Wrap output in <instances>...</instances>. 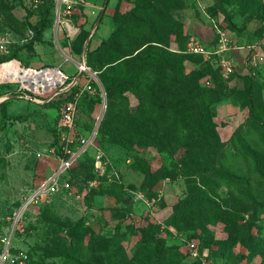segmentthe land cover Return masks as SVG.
Returning <instances> with one entry per match:
<instances>
[{
    "label": "rangeland",
    "instance_id": "1",
    "mask_svg": "<svg viewBox=\"0 0 264 264\" xmlns=\"http://www.w3.org/2000/svg\"><path fill=\"white\" fill-rule=\"evenodd\" d=\"M95 1L106 8L100 23H91L90 34L95 33L89 45L90 35L85 38L81 27L87 23L86 3ZM218 2L232 21L244 25L247 14L226 0H74L58 29L55 12L48 45L36 53L22 46L33 36L31 24L38 10H30L31 0H0V35H8L15 49L23 48L22 62L69 75L51 90H32V100L22 92L8 106H0V264H26L30 255L64 264L63 256L72 254L80 241L90 246L89 257L80 258L85 264L158 262L160 256L145 248H155L159 241L189 252L188 263L200 259L190 249L195 242L200 255L207 254V264H264V178L241 151L243 136L254 150H264L263 129L250 117L247 98L253 84L264 104V30L258 19L245 23L242 33L230 30ZM124 15L144 21L88 54ZM55 31L69 58L57 46ZM192 38L207 52L189 51L187 41ZM146 52L155 60L157 53L161 57L142 68L139 57ZM76 61L103 76L130 73L131 89L113 85L103 94L97 80ZM165 78L168 84L157 98L174 113L169 116L173 119L140 135L130 129L129 147L116 142L114 134L97 131L85 151L60 172L81 149L77 141L66 145L61 127L60 107L72 100V87L79 89L76 137H91L103 107L101 121L108 114L116 125L129 122L146 99L147 88ZM182 96L189 98L191 112L173 104ZM202 107L217 111L210 127L195 120ZM175 120L179 125L173 130ZM203 135L213 139L202 141ZM100 154L102 166L97 168ZM138 159L147 162L140 170L133 167ZM230 171L245 176L250 187L217 188L220 175ZM53 177L57 191L30 200ZM93 232L102 238L91 240ZM110 234L124 236L112 239Z\"/></svg>",
    "mask_w": 264,
    "mask_h": 264
},
{
    "label": "trees",
    "instance_id": "2",
    "mask_svg": "<svg viewBox=\"0 0 264 264\" xmlns=\"http://www.w3.org/2000/svg\"><path fill=\"white\" fill-rule=\"evenodd\" d=\"M226 2L229 3H235L242 11V13L247 14L246 17V24L247 22H250L254 19H258L262 23V28L264 30V1L263 0H226ZM220 6V11L225 14L227 17V20L230 25V30L234 32L242 33L246 29V24L242 26H238L234 21H232L231 13L226 8V6L222 2H218ZM55 3L54 0H46L43 4H41L38 8L33 9V7H30L31 11L38 10L39 17L36 20V22L31 24L32 30H33V36L31 37L30 41L22 47H31L33 49V46L37 42H45L44 36L45 31L47 29L53 28L54 22H55ZM32 14L29 12L28 15ZM98 18V16H97ZM129 17L127 15L123 16V19L120 21L119 25L112 29L109 36L107 38H104L101 40V42L96 46V48L89 50L88 54H94L110 43L114 41L117 37L121 35V33L129 32L132 27L135 24H138L140 19L136 18L134 19L131 17L129 20ZM97 20V19H96ZM60 25V24H59ZM141 25V24H140ZM85 24L81 27L82 32L84 31L85 38L90 35V30L85 29ZM92 40H90L89 45ZM189 41V40H188ZM187 41V42H188ZM15 49L13 44H10L9 52L6 54H0V62L9 60L11 58H18L21 59V50L23 48ZM160 54L157 53L156 60L152 57V55L148 54V52L144 53L139 57L141 67L145 68L147 65L154 64L159 61ZM98 77L101 81V83L104 86V89L106 93L108 94L109 91L114 87L113 85L121 86L124 90L131 89L130 84H132V81L130 78H132V75L130 73L125 74L124 76H116V75H107L103 76L98 74ZM168 79L165 78V81L151 86L147 88L146 90V99L139 104L135 112L131 115V120L129 122L120 121L116 125L115 119L109 118L108 114H105L103 117L100 127L98 129L99 134H109L110 136H113V134L117 137H115L116 142L119 144L124 145L125 147H129L131 144L127 140L130 129H133L137 135H140L139 133L143 130L145 131H153L154 126L156 124L160 123L161 121L164 123L165 120H171L173 118L169 117L170 115H174L164 103L160 102L157 98L158 91L164 87L167 86ZM99 84V83H98ZM13 83H5L2 84V86L6 89H3L0 91V98L4 96L5 94H12L14 97L16 95L21 94L20 92L17 93V88H12ZM133 89H136V81L133 80ZM11 87V88H10ZM101 88V87H100ZM72 93L74 94L72 97V100L75 99V94H78L79 89L77 87H72ZM102 90V89H101ZM248 103L250 108V117H252L257 123H260L263 129L262 137L263 145H264V104H261L256 96L254 85L251 84L248 91ZM14 98H7L3 101H0V106H8V103L10 100H13ZM71 100V101H72ZM68 103V102H67ZM66 104V103H65ZM63 104L60 107L61 108L65 105ZM174 105L182 106L186 113L191 112V103L189 101V98L186 96L179 97L176 101L173 102ZM78 107V106H77ZM217 115V111L210 107H202L197 112L195 116V120L197 123H199L202 126H211L213 118ZM179 125V122L177 120L172 123L173 130L175 127ZM62 127V126H61ZM62 129H64L62 127ZM113 129H117L119 132H114ZM172 137H178L174 133L171 134ZM215 136L214 138H216ZM181 139V138H180ZM202 141H210V136L203 135V138L201 137ZM243 140V144H241V151L245 158L251 159L255 163V172L260 175V177L264 178V150L262 152L254 150L246 140V137L243 136L241 138ZM184 140H179L180 143H182ZM85 151V150H84ZM147 163L146 160L138 159L136 162L133 163V167L137 170L141 169V164ZM220 182L218 183L217 188L226 186L231 187L232 185L235 186H247L250 187V181L243 175L237 173V172H228L226 174H222L219 177ZM112 239H116L117 236H124L123 234H110ZM100 238L101 236L95 234L93 232V238ZM193 237L197 238V235H193ZM102 238V237H101ZM87 244H84L83 242H77L76 246L72 249V254L64 255V264H85L84 262L80 261L81 257L88 258L90 255V250ZM122 247V246H121ZM200 249V247H199ZM145 250L150 254H157L160 256V260L158 262H149L144 261L141 259V264H202L201 255L200 259H197L194 261V263H188L186 259L188 258L189 252H183L179 246H168L166 247L162 241L158 242V245L155 248L146 247ZM200 253V252H199ZM140 255V252H139ZM264 255V254H263ZM29 257V255H28ZM208 258H206L207 260ZM264 262V260H263ZM207 263V262H206ZM26 264H58L56 262H45V261H38L36 258H34V255H30V258L26 261Z\"/></svg>",
    "mask_w": 264,
    "mask_h": 264
},
{
    "label": "built area",
    "instance_id": "3",
    "mask_svg": "<svg viewBox=\"0 0 264 264\" xmlns=\"http://www.w3.org/2000/svg\"><path fill=\"white\" fill-rule=\"evenodd\" d=\"M46 0H31V7L33 8H38L41 4H43ZM74 2V0H54L55 3V12L57 14V18L56 20L59 21L60 23H63L62 21V16L64 13V10L71 6L72 3ZM10 44H12V40L9 38L8 35L3 34L0 35V54H6L9 52V47ZM187 48L189 51L192 52H207L205 51V48L200 46V43L195 40V39H191L188 41L187 44ZM254 60H257V57L254 56L253 57ZM79 66H82L83 69L82 70H86L87 68H85V65H82L81 63L79 64ZM32 69L30 67L25 66L21 60H19L18 58H11L9 60L0 62V83L5 84V83H17L18 88L16 90L17 93H21L20 95L18 94V96H22V92L26 93V97H28V100H32V95L30 94V92L32 90H35L33 88V86L35 85V80L34 79H19V77H14L15 75L17 76H22L23 74L26 73L27 70ZM35 69V68H34ZM46 68H41L38 69L40 70H45ZM47 69H54L52 68H47ZM228 71H231V66H228ZM60 74L62 75V82L61 83H57L55 86L59 85V84H64L68 79L69 76L62 70H59ZM54 86V87H55ZM53 88V87H52ZM52 88L48 89L51 90ZM43 89V88H42ZM39 90V89H38ZM10 96V97H8ZM14 97L12 94H5L4 96H2L0 98V100L3 101V99H7V98H12ZM77 99L75 98L72 101H69L68 103H66L62 108H61V112H60V118H61V126L64 128V138L66 141V145L67 146H71L72 143H74V141H77L78 143V148L81 147V149L77 152H75L71 158L65 162L62 167L64 169H66L74 160L76 157V154L78 152H80L82 149H86L89 144H91V137H76V115H77V110H78V103H77ZM68 151L70 153H72V150L70 148H68ZM77 158V157H76ZM102 166V155L100 154L98 156L97 159V163H96V167L100 168ZM59 185L57 180L55 179V177H53L49 183H45L38 191L37 194H44V193H54L55 191H57ZM35 194V195H37ZM190 249L194 251L193 255L194 257H198L200 255L199 253V246L197 245V243L193 242L190 243ZM206 256L207 254H205V252L203 253V256H201L202 259V264H207L206 263Z\"/></svg>",
    "mask_w": 264,
    "mask_h": 264
},
{
    "label": "bare ground",
    "instance_id": "4",
    "mask_svg": "<svg viewBox=\"0 0 264 264\" xmlns=\"http://www.w3.org/2000/svg\"><path fill=\"white\" fill-rule=\"evenodd\" d=\"M66 26L68 27V29L71 32H77V28L75 29V27L72 26V24H70L68 21H65ZM59 31V30H58ZM59 41V39H58ZM67 58H69V55L65 52V54ZM82 65H84V63H81ZM78 65V64H77ZM85 68H87V66H84ZM79 68L82 70L83 67L79 66ZM59 68H54V69H45V70H38V69H29L26 71L25 74H23L22 76H14L19 77V79H34L35 80V85L33 86V88L35 90H38L40 88H43V90H48L52 87H54L57 83H61L62 82V75L59 72Z\"/></svg>",
    "mask_w": 264,
    "mask_h": 264
},
{
    "label": "crops",
    "instance_id": "5",
    "mask_svg": "<svg viewBox=\"0 0 264 264\" xmlns=\"http://www.w3.org/2000/svg\"><path fill=\"white\" fill-rule=\"evenodd\" d=\"M93 5V6H92ZM92 5H90V3L88 2V3H86V8H85V13H86V15H87V23L85 24V29H88V30H90L91 28H92V24H94V22H95V20L96 19H98L97 18V16L100 14V12L102 11V6L101 5H98V1H95ZM90 6V7H89ZM100 6V7H99ZM92 23V24H91ZM59 27V26H58ZM96 28H97V26H95ZM58 29V28H57ZM94 33H95V30L90 34V39L89 40H93V37H94ZM49 35H50V32H49V29H47L46 31H45V36H44V39H45V42H37V43H35L34 44V46H33V50H34V52H36V53H40L45 47H46V45H48V43H47V40H49ZM57 36H58V34H57V31H55V38L57 39ZM106 38V37H105ZM102 39H104V38H102ZM102 39H98V40H96L95 41V43L93 44V46L94 47H96L100 42H101V40ZM57 43L59 44V42H58V39H57ZM91 43H92V41H91ZM57 44V46L60 48V50L62 51V53L63 54H65V52L63 51V49H61V47H60V45H58ZM70 57V56H69ZM20 60V59H19ZM21 62H22V60H21ZM23 63V62H22ZM79 63H81V62H77L76 61V64H78L79 65ZM24 64V63H23ZM25 65V64H24ZM25 66H27V65H25ZM28 67V66H27ZM33 67V66H32ZM32 67H30V68H32ZM35 68V67H34ZM46 68H51V67H46ZM35 69H37V68H35ZM68 75V74H67ZM69 76V75H68Z\"/></svg>",
    "mask_w": 264,
    "mask_h": 264
},
{
    "label": "water",
    "instance_id": "6",
    "mask_svg": "<svg viewBox=\"0 0 264 264\" xmlns=\"http://www.w3.org/2000/svg\"><path fill=\"white\" fill-rule=\"evenodd\" d=\"M107 1H108V0H107ZM105 8H106V5L103 7L102 12H101V15L99 16V18H98V20H97V22H96L97 25L100 23V20H101V18H102V15H103V13H104ZM58 26H59V21L56 20V22H55V28L57 29ZM57 44H58V43H57ZM58 45H59V44H58ZM61 49H62V48H61ZM81 63H82V62H81ZM79 64H80V63H79ZM46 69H47V68H46ZM87 72H89V74L92 75V77L95 78V80H97V82L99 83V85H100V87H101V89H102L103 94H105L104 86H103V84L101 83V81H100V79H99L97 73L94 72V71H92L90 68H87ZM8 97H10V96H8ZM3 100H4V99H3ZM0 101H2V100H0ZM103 114H104V107L102 108L101 115H100V117H99V119H98V121H97V123H96L95 131H94V133H93L92 136H91V141L95 138V135H96V133H97V131H98V128H99V125H100V123H101V118H102ZM84 150H85V149H82L80 152H78V153L76 154V157H78V156H79ZM76 157H75V158H76ZM63 170H64V168L61 167L60 172L63 171ZM35 194H37V192H36ZM35 194L30 198V200L34 198ZM27 203H28V202H26V203L21 207L19 213L23 212V210L25 209Z\"/></svg>",
    "mask_w": 264,
    "mask_h": 264
}]
</instances>
